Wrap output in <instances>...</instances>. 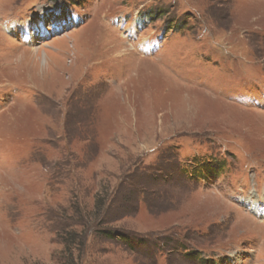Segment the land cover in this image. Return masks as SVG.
<instances>
[{"label": "rangeland", "instance_id": "rangeland-1", "mask_svg": "<svg viewBox=\"0 0 264 264\" xmlns=\"http://www.w3.org/2000/svg\"><path fill=\"white\" fill-rule=\"evenodd\" d=\"M251 202L264 0H0V264H264Z\"/></svg>", "mask_w": 264, "mask_h": 264}, {"label": "trees", "instance_id": "trees-1", "mask_svg": "<svg viewBox=\"0 0 264 264\" xmlns=\"http://www.w3.org/2000/svg\"><path fill=\"white\" fill-rule=\"evenodd\" d=\"M201 161H203V160H201ZM201 161H198V163H199V167L198 168H196L194 171L192 170V171L188 172V175L187 176L189 177L190 180H194L197 177V175H201V173L203 171H205V170H208V169H211V168L212 169H217V168H219V167L222 166V162H213V161L201 162ZM131 181H132L131 184H135V182H134L133 179H131ZM135 210H136V208H135ZM51 217H52V219L54 218V220L57 221V218L60 217V213L53 211ZM62 227L63 228H61L60 230L57 229L56 230V233L58 234L60 232V235H63V238H64V237H67V235H68L67 231L68 230H67V226L66 225H62ZM89 229H90V227L87 229V231ZM114 234H115V237H117L118 239L125 241V244L127 246H131V240L132 239L130 238V236H127L126 234H123L120 231H116V233L114 232ZM84 235H85V232H84ZM84 235L82 236V233H81V236H79L78 234L75 235V238L78 236L76 238V240H77V243H76L77 244V247L81 246L82 243L84 242V239H85V236ZM136 241L139 242L138 245H140L141 243L142 244H145V245H149L147 240H136ZM169 243H171V241ZM171 245H172V248H175V249L176 248L177 249L178 248L179 249H185L183 243L175 242L174 244H171ZM188 253L189 254H184V258L191 260V258L193 259V256H191V255L192 254H196L197 252L194 251V252L191 253V251H190ZM62 264H67V262H64Z\"/></svg>", "mask_w": 264, "mask_h": 264}, {"label": "bare ground", "instance_id": "bare-ground-1", "mask_svg": "<svg viewBox=\"0 0 264 264\" xmlns=\"http://www.w3.org/2000/svg\"><path fill=\"white\" fill-rule=\"evenodd\" d=\"M42 32H43V31H42ZM255 204H256L255 202H251V207H252L254 210H256V212H257L258 215L261 214V216L264 217V209H263V210H260L259 207H256V208H255V206H256Z\"/></svg>", "mask_w": 264, "mask_h": 264}]
</instances>
